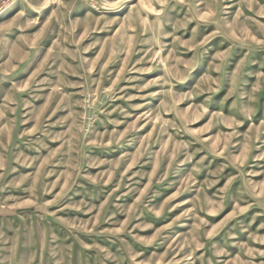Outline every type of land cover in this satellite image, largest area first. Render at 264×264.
Wrapping results in <instances>:
<instances>
[{"label": "rangeland", "instance_id": "obj_1", "mask_svg": "<svg viewBox=\"0 0 264 264\" xmlns=\"http://www.w3.org/2000/svg\"><path fill=\"white\" fill-rule=\"evenodd\" d=\"M123 2L0 8V264H264V0Z\"/></svg>", "mask_w": 264, "mask_h": 264}, {"label": "bare ground", "instance_id": "obj_2", "mask_svg": "<svg viewBox=\"0 0 264 264\" xmlns=\"http://www.w3.org/2000/svg\"><path fill=\"white\" fill-rule=\"evenodd\" d=\"M115 1V0H114ZM116 1H118V0H116ZM120 1V0H119ZM122 1H124L122 4L123 5H121L122 7H124V5L126 4V3H128L127 1L128 0H122ZM121 7V8H122ZM2 15L3 16H5V13L4 12H2ZM155 79V76H153V74H151V75H148V76H145V77H143V82L144 83H149V82H151V81H153Z\"/></svg>", "mask_w": 264, "mask_h": 264}, {"label": "built area", "instance_id": "obj_3", "mask_svg": "<svg viewBox=\"0 0 264 264\" xmlns=\"http://www.w3.org/2000/svg\"><path fill=\"white\" fill-rule=\"evenodd\" d=\"M6 0H0V8L4 6Z\"/></svg>", "mask_w": 264, "mask_h": 264}]
</instances>
